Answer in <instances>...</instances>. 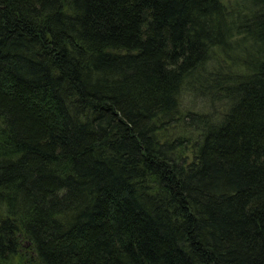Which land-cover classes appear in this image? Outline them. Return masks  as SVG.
Instances as JSON below:
<instances>
[{"label": "trees", "instance_id": "1", "mask_svg": "<svg viewBox=\"0 0 264 264\" xmlns=\"http://www.w3.org/2000/svg\"><path fill=\"white\" fill-rule=\"evenodd\" d=\"M0 264H264V0H0Z\"/></svg>", "mask_w": 264, "mask_h": 264}, {"label": "rangeland", "instance_id": "2", "mask_svg": "<svg viewBox=\"0 0 264 264\" xmlns=\"http://www.w3.org/2000/svg\"><path fill=\"white\" fill-rule=\"evenodd\" d=\"M189 93H187V95L184 96V108L186 107L187 109L190 110H194V109H202L204 111H206V108L208 107V101L206 98H203L200 95H188ZM182 106V107H183ZM214 111V109H213ZM25 244H27V242H25Z\"/></svg>", "mask_w": 264, "mask_h": 264}]
</instances>
